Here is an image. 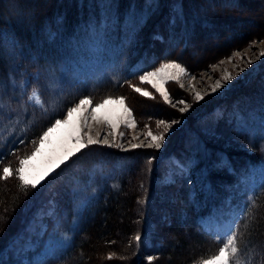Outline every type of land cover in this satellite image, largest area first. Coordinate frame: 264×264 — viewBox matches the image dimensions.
Segmentation results:
<instances>
[{
    "label": "rangeland",
    "instance_id": "1",
    "mask_svg": "<svg viewBox=\"0 0 264 264\" xmlns=\"http://www.w3.org/2000/svg\"><path fill=\"white\" fill-rule=\"evenodd\" d=\"M145 1L144 7L133 8L129 13L127 12L129 20L123 23L124 34L121 43L107 44L102 28L100 26L90 27L86 34L87 40H84L85 43L81 41L75 43L70 38L64 39V47L69 46V56L54 68L48 67L47 70L35 72L31 79L26 74L22 84L14 80L13 86L17 87V91L6 101L0 102V150L19 141L22 129L28 127L29 121L35 120L33 113L37 114V117L38 115H45V117L53 115L62 108L64 102L72 100V93L77 91L81 85L104 80L117 82L120 79L124 67H128L125 65L124 57L125 47L131 45L130 39H132L128 29L130 19L135 21V19L146 18L154 11L148 10L149 3L154 4L155 7L160 3V0ZM198 2L199 6L194 0H185L184 2L183 0H165V3L162 2L159 12L166 8L165 13L168 17L165 19V27L158 25L157 32L154 31L149 39L150 49L149 53L145 55L147 57L145 63L140 62L130 66L134 72L143 71L140 73L142 75L145 71H154L164 63L181 64L186 70L185 75L179 80L167 81L165 84V90L170 94L169 102H165L150 83L140 81L139 77L126 82L124 88L116 94L107 95L101 99L89 97L93 101V106L95 103H102L109 97L124 99L135 126L121 125L117 129L115 141L117 146H104L117 152H126L128 158H124L122 163L105 162L101 166L91 168L90 178L77 189L78 199L72 203L74 207L72 218H69L68 214L59 215L57 203L48 202L39 207L29 217L24 230L14 238L15 241L9 247L12 255L1 256L0 264H41L48 258H55L71 244L72 228L74 223L76 225L77 214L84 205L95 201L98 198V193L102 190L115 188L118 175L120 172H124L126 164L132 166L133 163L141 160L144 163L137 170V179L141 181L139 186L144 190V195L141 201L143 215L141 219L139 218L141 222L139 235L142 239L140 242L134 240L136 242L134 248L135 245L137 246V264H166L169 259H164L157 254V248L163 240L174 241L177 246L176 253L179 254L200 252L203 246L199 243L200 241L194 240L191 232H183L182 240H180L178 234L172 229L163 228L165 229L163 231L160 229L167 223L166 217H172L171 215L174 213L171 211L175 209L182 212L185 217L186 207L182 202L175 204V198L178 196L180 199L182 198L183 194L179 190L183 186V179L188 175L191 183L189 189L191 195L188 198L195 199L205 212L208 208L206 203L209 202L210 197H215L217 191V186L212 185L206 175L215 170L218 162L212 164L209 160H206V163L204 160L202 166L198 170L194 169L193 172L189 170V165L180 158V154L176 150L178 146L182 147V151L191 149L192 146L200 142L198 138H203L201 142L209 145L208 151H210L209 148L233 147L236 152L250 154L253 153V149L236 136L248 131L249 138L252 141H257L256 157L258 161L254 164L248 163L240 166V172L233 180L231 193L224 199H220L217 207L212 209V214L203 220L205 229L220 228V247L233 233L232 230L246 204L264 184V150H262V146H264V75L260 77L264 74L261 69L264 67V55H261L264 53V0H198ZM186 7L199 10L198 12L201 13L208 11L206 15L213 17V19L209 18L211 19L210 26H204L199 22L193 23L192 19L189 20L185 14L176 15ZM157 8H155L156 11ZM132 21L131 23H135ZM178 22H182L180 26H176ZM104 23L103 19L100 24ZM134 29L132 28L131 32ZM172 30L177 33L179 40H172L167 46L164 33L172 32ZM162 36L161 40L159 37ZM227 38L232 43H228ZM180 53L182 54L180 55ZM147 60L149 62H146ZM143 64H146L144 69ZM258 69L259 77L252 80ZM37 73H39L38 77ZM229 75L233 79L230 82H225L223 78ZM53 77L61 82L58 86L54 85ZM217 79H221L225 86L212 93L211 89L215 86ZM24 81H27V85L31 81L32 87L25 89ZM137 87L142 91L149 92L150 95L144 97L135 91ZM33 92L37 95L33 96ZM197 92L204 97L199 102L195 100ZM80 99L69 107H74ZM180 100H184L186 103H178ZM224 100L227 101L223 102ZM153 101L172 110L174 112L173 119H161L156 115L144 117L141 111L148 102ZM181 107L188 110L181 113ZM104 111L116 118L120 115L121 108L119 105L112 104L108 105ZM153 112L160 111L155 108ZM66 113L67 109L59 119H63ZM160 120L168 123L180 121L172 126L162 147L159 150L143 146L131 149L132 143L147 144L149 131L159 134L162 131V128H157ZM229 124L234 125L236 134L228 133L227 125ZM101 127L104 134H107L109 129L99 125L92 126L91 134L94 135L97 128ZM190 127L192 129L198 127L203 134L197 135L195 133L197 130L193 129L195 132L182 136V130ZM48 128L44 131H47ZM120 131L125 132L123 137L118 135ZM65 132L66 129L62 128L52 134L51 143L45 146V154L58 148ZM42 135L43 133L40 136ZM40 136L34 140V144H30V148L24 153L25 156L31 155L35 147L38 146ZM111 139L109 136V140ZM197 148L199 149V147ZM236 154L235 156L240 158L239 153ZM23 157L21 156L19 160ZM40 161L41 158L38 157L35 162L40 163ZM178 164H186L187 167L181 170ZM192 177H194L193 180H190ZM16 179L18 180V177ZM52 211L55 212V216L50 218L49 214ZM184 222L186 226L189 225L188 221ZM57 225L59 226L57 227ZM173 233L177 239H174ZM64 235L68 237L67 244L64 242ZM50 240L61 245L52 253L48 251ZM236 243L239 251L234 261L237 264H251L248 259L244 258L240 249L244 242H240L236 238ZM218 249L210 250L207 257L198 258L191 264H203L204 260L218 254ZM202 253L201 255H204ZM149 257L152 258L151 261H149Z\"/></svg>",
    "mask_w": 264,
    "mask_h": 264
},
{
    "label": "trees",
    "instance_id": "2",
    "mask_svg": "<svg viewBox=\"0 0 264 264\" xmlns=\"http://www.w3.org/2000/svg\"><path fill=\"white\" fill-rule=\"evenodd\" d=\"M162 2L165 3V0ZM162 2L160 0L158 8L154 4L152 7L148 6V10L154 11L146 18L135 19V21L130 19L128 29L132 39H130L131 45L125 47L124 57L125 65L128 67H124L117 82L104 80L81 85L72 93V100L64 102L62 108L55 114L37 117V114L33 113L35 120L29 121L28 127L22 129L19 141L0 150V257L5 254L12 255L9 247L15 241L14 238L24 230L29 217L39 207L48 202H54V204L57 203L59 215L68 214V217L72 218L74 216L72 203L78 199L77 189L88 181L91 168L101 166L105 162L122 163L124 158H128L126 152L110 150L104 145H93L70 158L35 189H25L16 179L15 174L18 160L21 156H25L24 153L30 148V144H34V140L46 128L62 117L71 104L81 97L101 99L104 96L116 94L124 88L126 82L139 77L143 71L134 72L130 66L140 62L145 63L147 58L145 55L150 49L149 39L154 31L157 32L158 25L165 27V19L168 18L165 13L166 8L159 12ZM194 2L200 5L198 0ZM145 4V0H0V97H2L0 102L6 101L17 91V87L13 86L14 80L22 84L24 75L27 74L31 79L35 72L47 70L48 67L54 68L65 60L69 56V46L63 45L65 38L73 39L75 43L79 41L85 43L90 27L100 26L106 36L107 44L121 43L124 34L123 23L129 20L127 12L129 13L133 8L144 7ZM198 11L186 7L179 14H185L189 20L192 19L193 23L199 22L204 26H210L213 17L206 15L208 11L205 13ZM103 19L105 23L101 25L100 22ZM189 20H187L188 23ZM181 23L178 22L176 26H180ZM132 28H135L133 32H131ZM164 34L167 46L172 40H179L177 33L173 30L166 31ZM227 42L232 43L229 38ZM145 65H142L143 69ZM261 69L264 72V67ZM257 77H259V69L252 80ZM30 82L25 89L32 87ZM165 107L154 101L148 102L141 114L144 117L156 115L161 119H173L174 112ZM155 108L160 112H153ZM193 129L185 128L182 130V136L192 132L197 135L203 134L198 127ZM227 129L228 133L236 134L234 125H227ZM247 132L236 136L253 149V153L250 154L236 152L233 147L209 148L210 151H208L209 145L201 142L203 138H198L200 142L186 151H182V147L178 146L176 152L189 165L190 171L198 170L204 160L205 163L208 160L212 164L218 162L215 170L206 175L212 185L217 186V191L215 197L209 198V202L206 203L208 208L203 212V207L201 209L195 199L188 198L191 195L189 175L183 179V186L179 190L183 196L181 199L179 196L176 197L175 204L179 202L184 204L185 217L177 209L171 211L174 214L171 215L172 217H166L167 223L160 230L172 229L178 234L180 240H182L183 232H191L194 240L200 241L203 248L198 253L179 254L176 253L177 246L174 241L163 240L157 248V254L164 259H169L166 264H191L198 258L207 257L210 250L216 251L220 247V236L206 230L201 221L212 214V209L217 207L220 199H224L231 193L232 183L240 172V166L258 161L257 141H252ZM236 153H239L240 158L235 156ZM143 163L144 161L141 160L131 164L132 166L126 164L124 172L118 175L115 188L102 190L95 201L85 204L77 214V223L72 228L71 244L55 258H48L41 264H137V246L135 245L134 248L136 243L134 240L141 231L139 218L141 219L143 215L141 201L144 195V190L139 186L141 181L137 179V170ZM4 167H9L13 173L6 180L2 174ZM147 196L149 197L148 193ZM184 221H188L189 225L186 226ZM232 232L236 234L240 242H244L240 248L244 258L251 264H264V184L246 204ZM173 237L177 239L175 233ZM201 252L204 255H201Z\"/></svg>",
    "mask_w": 264,
    "mask_h": 264
},
{
    "label": "snow or ice",
    "instance_id": "3",
    "mask_svg": "<svg viewBox=\"0 0 264 264\" xmlns=\"http://www.w3.org/2000/svg\"><path fill=\"white\" fill-rule=\"evenodd\" d=\"M152 3H149V7H152ZM179 15V12L176 13ZM161 40L162 37H159ZM264 55V53H261ZM251 63V61H249ZM243 71V69H241ZM185 68L179 63L169 62L164 63L161 67L155 69L154 71H145L139 76L140 81L148 82L152 87L163 97L165 102H169L170 94L165 90V84L167 81H176L181 79L185 75ZM39 73H37V77ZM233 77L230 75L223 78L225 82H230ZM54 85L58 86L61 82L57 81L53 77ZM23 85H27V81L23 82ZM225 86L221 79H217L215 86L211 89L212 93L217 92ZM135 91L141 93L144 97H148L150 94L147 91H142L141 88H135ZM33 96L37 93L33 92ZM203 95L199 92L195 94V100L197 102L203 99ZM2 100V97H0ZM31 100V97H29ZM178 103L185 104L186 101L180 100ZM119 105L121 108V113L118 117L113 118V115L107 111H104L108 105ZM185 107L180 108V112L184 113ZM180 121H172L168 123L164 120H160L157 124V128H162L159 134H153L151 131L147 133L149 142L147 144H136L132 143L130 145L131 149H136L138 147L155 148L159 150L162 147L163 142L166 139L167 134L172 130V126L179 123ZM106 126L109 131L104 134L103 128H97L95 134H91L92 126ZM121 125H127L128 127H134V123L131 119V112L127 106H125V101L123 98H106L102 103H95L93 106V101L89 97H84L79 100V102L74 107H68L67 113L63 119H56L55 122L43 132V135L39 138V144L35 147L31 155H26L19 160V167L15 170V174L18 177L20 184L26 189L31 187L33 189L37 188L51 173L56 169H59L64 165L70 158L76 156L83 149L88 148L93 145H107L108 147L117 146L115 144L117 129ZM62 128L66 129V132L58 146V148L52 149L51 152L45 154L44 149L46 145L51 143L50 137L52 134ZM120 137L125 135V132L120 131L118 133ZM111 136V140H109ZM264 150V146H262ZM40 157V163H36L37 158ZM181 170L186 168V164H178ZM12 170L9 167L3 168V178L6 180L12 176ZM50 218L55 216V212L52 211L49 214ZM59 225H57L58 227ZM75 227V223L73 225ZM230 227V226H228ZM65 244H67V235L63 236ZM137 242H140L142 237L137 234L135 237ZM61 245L54 241L49 242L48 251L50 253L54 252L57 247ZM238 247L236 243V234L233 232L227 237L223 246L219 247L218 254L214 255L210 259L203 261V264H237L234 258L238 255ZM151 261V257L148 258Z\"/></svg>",
    "mask_w": 264,
    "mask_h": 264
},
{
    "label": "bare ground",
    "instance_id": "4",
    "mask_svg": "<svg viewBox=\"0 0 264 264\" xmlns=\"http://www.w3.org/2000/svg\"><path fill=\"white\" fill-rule=\"evenodd\" d=\"M256 20H258V19H256ZM263 21H264V20H263ZM259 23H260V22H259ZM261 23H262V22H261ZM238 24H239V23H238ZM241 25H242V24H241ZM241 25H240V26H241ZM262 25H263V23H262ZM244 28H245V27H244ZM258 28H259V27H258ZM257 32H258V31H257ZM253 33H254V32H253ZM253 33H252V34H253ZM220 47H221V46H220ZM220 52H221V51H220ZM214 53H215V52H214ZM212 55H213V54H212Z\"/></svg>",
    "mask_w": 264,
    "mask_h": 264
}]
</instances>
